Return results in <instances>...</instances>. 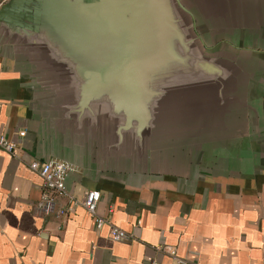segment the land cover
Returning <instances> with one entry per match:
<instances>
[{"label":"crops","instance_id":"crops-1","mask_svg":"<svg viewBox=\"0 0 264 264\" xmlns=\"http://www.w3.org/2000/svg\"><path fill=\"white\" fill-rule=\"evenodd\" d=\"M245 4L241 28L196 25L208 53L242 68L227 107L205 128L165 126L140 157L60 123L31 59L0 29V134L17 146L15 155L0 149V264H175L170 249L185 264H264V0ZM32 159L76 167L55 198L60 218L35 208L42 180ZM90 189L97 213L130 242L110 240L74 203Z\"/></svg>","mask_w":264,"mask_h":264},{"label":"water","instance_id":"water-1","mask_svg":"<svg viewBox=\"0 0 264 264\" xmlns=\"http://www.w3.org/2000/svg\"><path fill=\"white\" fill-rule=\"evenodd\" d=\"M246 9L245 0H7L0 29L31 59L60 123L140 157L165 126L205 128L227 107L242 68L208 53L196 25L241 28Z\"/></svg>","mask_w":264,"mask_h":264},{"label":"built area","instance_id":"built-area-1","mask_svg":"<svg viewBox=\"0 0 264 264\" xmlns=\"http://www.w3.org/2000/svg\"><path fill=\"white\" fill-rule=\"evenodd\" d=\"M19 135L23 136L24 131L19 132ZM0 149L10 155H15L17 146L12 140L0 134ZM27 165L28 168L37 173L42 180L41 196L35 206L37 212L42 215L54 213L57 218L65 215L66 210L55 209V198L67 195L65 184L66 177L70 172L75 171L76 167L68 161L59 159H32ZM99 199V191L90 189L85 191L81 200L75 199L74 203H78L84 207L91 217L96 229L107 227L110 240L114 242H130V234L113 224L107 217L97 213ZM108 211L111 212V209ZM61 227L62 225L59 226V228ZM168 254L174 260L175 264H185L182 259L176 256L174 249H170Z\"/></svg>","mask_w":264,"mask_h":264}]
</instances>
